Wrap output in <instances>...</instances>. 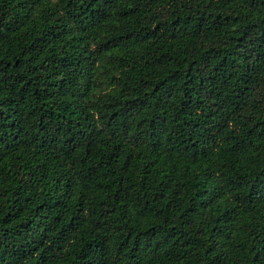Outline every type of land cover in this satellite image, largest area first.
Listing matches in <instances>:
<instances>
[{"label": "trees", "instance_id": "trees-1", "mask_svg": "<svg viewBox=\"0 0 264 264\" xmlns=\"http://www.w3.org/2000/svg\"><path fill=\"white\" fill-rule=\"evenodd\" d=\"M264 264V0H0V264Z\"/></svg>", "mask_w": 264, "mask_h": 264}, {"label": "rangeland", "instance_id": "rangeland-1", "mask_svg": "<svg viewBox=\"0 0 264 264\" xmlns=\"http://www.w3.org/2000/svg\"><path fill=\"white\" fill-rule=\"evenodd\" d=\"M5 264H12V263H10V262H5Z\"/></svg>", "mask_w": 264, "mask_h": 264}]
</instances>
